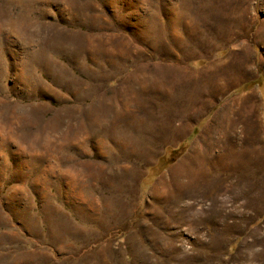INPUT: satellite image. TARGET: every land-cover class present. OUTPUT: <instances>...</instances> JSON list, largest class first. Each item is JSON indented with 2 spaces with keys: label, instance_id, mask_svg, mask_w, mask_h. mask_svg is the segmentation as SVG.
Returning a JSON list of instances; mask_svg holds the SVG:
<instances>
[{
  "label": "rangeland",
  "instance_id": "obj_1",
  "mask_svg": "<svg viewBox=\"0 0 264 264\" xmlns=\"http://www.w3.org/2000/svg\"><path fill=\"white\" fill-rule=\"evenodd\" d=\"M262 207L264 0H0V264H248Z\"/></svg>",
  "mask_w": 264,
  "mask_h": 264
},
{
  "label": "crops",
  "instance_id": "obj_2",
  "mask_svg": "<svg viewBox=\"0 0 264 264\" xmlns=\"http://www.w3.org/2000/svg\"><path fill=\"white\" fill-rule=\"evenodd\" d=\"M253 212L254 217L228 239L227 249L234 248L235 255L249 258L248 264H264V222L258 219L264 214V207Z\"/></svg>",
  "mask_w": 264,
  "mask_h": 264
},
{
  "label": "bare ground",
  "instance_id": "obj_3",
  "mask_svg": "<svg viewBox=\"0 0 264 264\" xmlns=\"http://www.w3.org/2000/svg\"><path fill=\"white\" fill-rule=\"evenodd\" d=\"M264 255V254H263Z\"/></svg>",
  "mask_w": 264,
  "mask_h": 264
}]
</instances>
